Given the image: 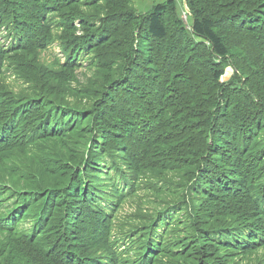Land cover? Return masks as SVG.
I'll use <instances>...</instances> for the list:
<instances>
[{
  "label": "trees",
  "instance_id": "16d2710c",
  "mask_svg": "<svg viewBox=\"0 0 264 264\" xmlns=\"http://www.w3.org/2000/svg\"><path fill=\"white\" fill-rule=\"evenodd\" d=\"M0 264H264V0H0Z\"/></svg>",
  "mask_w": 264,
  "mask_h": 264
},
{
  "label": "rangeland",
  "instance_id": "374dc122",
  "mask_svg": "<svg viewBox=\"0 0 264 264\" xmlns=\"http://www.w3.org/2000/svg\"><path fill=\"white\" fill-rule=\"evenodd\" d=\"M160 1H164V0H131L132 4H134L138 9L140 10H147L148 8H150L153 4H156ZM185 19V17H183ZM8 44V42H5V46ZM56 54H60V51L58 50L57 47H52L51 48V52H48V56H53ZM84 72V71H82ZM80 73V72H79ZM232 75V69L231 68H227L226 69V74L225 76L222 77V81H227ZM10 80H13L12 76L9 78ZM10 80L8 82H10ZM130 208L124 207L123 210L120 211V215L123 217L124 213H129L131 216L134 213L135 204H132L130 206H128ZM129 215V216H130Z\"/></svg>",
  "mask_w": 264,
  "mask_h": 264
}]
</instances>
